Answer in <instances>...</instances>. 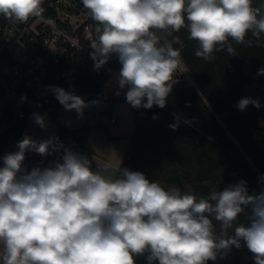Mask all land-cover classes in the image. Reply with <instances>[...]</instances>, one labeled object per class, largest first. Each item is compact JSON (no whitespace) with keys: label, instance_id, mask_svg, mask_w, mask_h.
<instances>
[{"label":"clouds","instance_id":"obj_1","mask_svg":"<svg viewBox=\"0 0 264 264\" xmlns=\"http://www.w3.org/2000/svg\"><path fill=\"white\" fill-rule=\"evenodd\" d=\"M42 2L0 0V15L23 23L42 14ZM82 5L97 24L90 52L94 68L118 57L117 83L127 88L126 101L134 109L164 108L176 82L179 54L170 43L161 44L156 31L186 27L199 44L196 57L206 62L214 52L236 56L233 43L252 46L249 32L257 42L264 34V15L252 0H82ZM257 75H264V67ZM52 90L65 110L83 116L88 104L81 97ZM250 104L261 106L245 97L237 108ZM34 122L46 127L44 116L34 114ZM17 148L0 167V264H135L134 256L145 253L147 264H207L242 242L254 264H264V191L249 194L246 181L197 196L166 189L128 168L107 178L57 138L25 135ZM61 151L53 166L30 172L23 167L27 152L43 157ZM248 208L249 222L236 223ZM213 219L220 223L219 234Z\"/></svg>","mask_w":264,"mask_h":264},{"label":"trees","instance_id":"obj_2","mask_svg":"<svg viewBox=\"0 0 264 264\" xmlns=\"http://www.w3.org/2000/svg\"><path fill=\"white\" fill-rule=\"evenodd\" d=\"M252 6L260 8L264 15V0H252ZM161 32L175 49H180V57L196 86L172 89L164 108L132 107L135 126L120 169L143 172L150 181L159 182L166 189L177 187L197 196L222 191L241 180L246 181L249 194L261 193L264 191V127L258 125L260 112L251 104L241 111L237 104L240 99L250 97L249 85L264 81V75H257L264 67V34L257 42L249 32L246 41L252 40V46L233 43L236 56L231 57L224 50L214 52V59L206 62L196 57L199 44L189 39L186 27L176 32ZM75 88V95L86 104L108 101L101 77L91 67L80 69ZM63 89L70 93L69 84H64ZM44 106L53 114L55 108L63 107L56 96ZM177 120L180 123L173 130L170 125ZM184 120L192 123L186 124ZM27 127L28 118L16 121L11 130L0 135V167L6 154L18 151L17 144L27 135ZM61 132L68 148L70 144L81 145L89 135L90 126ZM39 163L38 154L26 153L23 163L26 172ZM250 211L246 209L236 223L247 224ZM212 223L219 234L220 223L214 219ZM146 255L134 256L135 264H147ZM207 264H254V260L242 242L239 249L232 247Z\"/></svg>","mask_w":264,"mask_h":264},{"label":"built area","instance_id":"obj_3","mask_svg":"<svg viewBox=\"0 0 264 264\" xmlns=\"http://www.w3.org/2000/svg\"><path fill=\"white\" fill-rule=\"evenodd\" d=\"M41 7L40 16L23 23L0 15V135L34 109L49 104L55 97L54 87L75 83L80 69L91 67L101 77L104 91L121 94L117 81L122 65L116 55L101 68H94L90 52L98 35L97 24L82 0H43ZM156 35L161 44L170 43L161 31ZM176 50L179 69L173 75L172 89L196 86L180 49ZM55 138L65 144L62 136Z\"/></svg>","mask_w":264,"mask_h":264},{"label":"crops","instance_id":"obj_4","mask_svg":"<svg viewBox=\"0 0 264 264\" xmlns=\"http://www.w3.org/2000/svg\"><path fill=\"white\" fill-rule=\"evenodd\" d=\"M122 90L124 89H121V94L119 95L108 90H103L106 100L119 102H117L116 105H113L108 113L102 109L91 111L90 114L92 120L95 121V124L92 125L85 122V124L79 126H90V132L87 139H85L81 145L70 144L77 146V154L85 152L84 154L88 156L89 161L94 158L97 161L102 162L103 169H101V173L107 178H116L120 166L126 157V152L135 126L132 106L123 99L126 96V91L124 90V92H122ZM108 93L114 94L113 97H108ZM112 118H116V121L112 122ZM99 123L106 127V131L103 130L101 132V129H95L96 131H93L94 128H97ZM110 125L111 128L109 127ZM65 129L75 128L67 127ZM93 137L97 138L94 139ZM54 156L60 160L62 151L59 155L54 152L52 155L45 156L43 164L50 165L52 163L51 161H57L53 158ZM39 166L40 163L38 167ZM23 167L26 169V165H23Z\"/></svg>","mask_w":264,"mask_h":264},{"label":"rangeland","instance_id":"obj_5","mask_svg":"<svg viewBox=\"0 0 264 264\" xmlns=\"http://www.w3.org/2000/svg\"><path fill=\"white\" fill-rule=\"evenodd\" d=\"M247 91L249 93V96L255 100H258L260 103V108H259V119H258V125L261 127H264V81L260 83H255L252 85H249L247 87ZM124 92V90H122ZM70 93L74 94L76 93V88H75V83L71 84V90ZM114 94L108 93L107 96L112 98ZM119 101H105L103 103L99 104H88V107L83 109V116L80 117L75 110H65L64 107L61 108H55L54 109V114L47 108L46 106H41L39 108L34 109L28 117V127H27V135L32 137L34 140L37 141H43L47 140L49 138H55L56 136H63L62 135V129H65L67 127L71 128H78L80 125L85 124V122H88L89 124L94 125L95 121L92 120L91 117V111L97 110V109H102L106 111L107 113L109 112V109L113 107V105H116V103ZM34 114H38L41 116H44L45 122H46V127L41 128L39 125H37L34 122ZM95 127V126H94ZM111 128V125L109 126ZM95 129H101L100 131L102 132L103 130L106 131V127L101 125L100 123L98 124L97 128H94L93 131H96ZM94 139L97 137H93ZM69 149H71L73 152L76 153L77 146L70 145ZM27 153H34V152H27ZM61 152H56L57 155H59ZM85 152H82L81 155L87 156L84 154ZM38 154V153H35ZM39 155V154H38ZM40 156V166L39 168L43 169L45 167L53 166L55 161H51L52 163L50 165L48 164H43V159L45 156ZM56 160H59V158H56L55 156L53 157ZM88 158V156H87ZM97 158V157H95ZM91 168L92 170L96 171L99 170L101 171L102 168V162L97 161L96 159L92 158L91 159Z\"/></svg>","mask_w":264,"mask_h":264}]
</instances>
